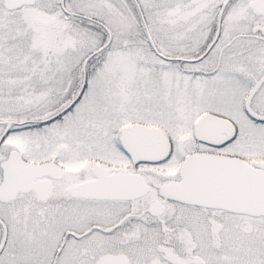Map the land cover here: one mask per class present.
Segmentation results:
<instances>
[{"label": "snow or ice", "instance_id": "snow-or-ice-1", "mask_svg": "<svg viewBox=\"0 0 264 264\" xmlns=\"http://www.w3.org/2000/svg\"><path fill=\"white\" fill-rule=\"evenodd\" d=\"M0 264H264V0H0Z\"/></svg>", "mask_w": 264, "mask_h": 264}]
</instances>
